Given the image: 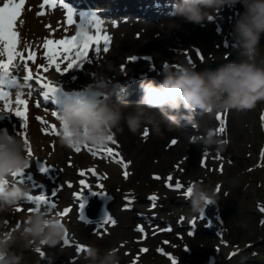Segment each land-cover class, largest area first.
<instances>
[{
	"label": "rangeland",
	"instance_id": "374dc122",
	"mask_svg": "<svg viewBox=\"0 0 264 264\" xmlns=\"http://www.w3.org/2000/svg\"><path fill=\"white\" fill-rule=\"evenodd\" d=\"M121 6L117 5V10L113 12V14H117L115 16V19L118 20L117 25L119 23L124 25L129 21L149 23V16L135 12L130 13V16H126L131 17L126 20L127 18L123 17L128 14L122 11ZM172 11L173 8L162 10V12H150L155 22L163 23L173 18L170 15ZM243 11L241 4L225 5L216 10V12L211 13L213 15L210 14L209 19L202 25L196 26V24L189 23L188 27H186L187 30H190L188 37L178 33L179 30L168 31L167 29H161V33H163V30H167V32L162 34L164 37L162 44L156 47H166L170 44L168 49H164L165 54L170 56H163L159 63L168 62L169 68L179 70L173 64L182 65L180 61L182 58L188 62L190 57H198L201 52L205 53V57L203 59L200 58V61L195 64L198 71L205 69L211 62H219L220 64L227 62L225 61L226 57L235 51L232 39L233 24ZM112 19L114 18L109 19V21ZM220 22L221 26L218 25ZM198 31L201 33L199 34ZM170 42L174 43L171 44ZM116 48V45L113 46V50L104 59L102 58L104 53H102V57L96 58L95 53L91 52L89 59L92 60V63L84 62L80 68L74 67L65 73L62 71L63 78L68 81L76 79L87 87L90 84L95 86L97 82L95 80L98 77H104L106 78L104 87L115 89L114 94L111 96L113 103L127 102L128 104H137L142 95L139 86L126 91L127 85L140 77H143V79L151 78L154 82L158 77L153 74L146 77L139 76V78L132 76L135 80L128 81V76L132 73L125 75V71L128 65L133 63L129 58L135 54L142 55L143 51L131 50L122 52L114 58ZM197 50L200 54H197ZM147 53L151 55L150 58L155 56L152 50H148ZM108 58L111 59L110 62ZM260 59H264V36H262L259 46L258 60ZM140 73L138 72L137 74L139 75ZM126 81L128 82L126 83ZM39 109L47 111L49 115L54 111L46 107ZM206 115L209 117L208 119H211V124H206L208 123ZM217 115L218 117L215 119ZM188 118H191V121L189 126H185L186 130L200 126H216L217 128L219 126L218 129L220 127L223 128V133L221 131L220 133L225 143L218 150L217 153L219 155L216 154V163L208 165L206 168L207 172L200 178L194 176L196 173L193 170L184 171L178 167L180 160L176 158L185 157L188 153L172 159H167L163 155L158 157L154 153L149 156L150 163L148 162V166L143 161L139 162L136 151L139 144L143 142L142 137L145 130L143 129L133 134L127 129L126 125H124L122 132L115 133L114 139L117 143L113 145L109 142L105 146H111L113 149H116L117 146L116 150L120 155L118 158L121 163H114L115 159L110 161L112 158L110 155H106L107 153L89 155V159L80 156V158L75 160L78 153H75L72 148L60 146L62 152H59L60 160L58 166L64 168L65 171L64 174L61 171L59 176H62L58 180L52 174L35 179L29 175L28 170L27 172L23 171L22 178L25 179L26 177L32 186H37V188L33 186L32 192L36 193L40 189L39 185H42L47 187L44 195L50 200L53 197H50L52 191L57 194L53 197L57 199L53 201L57 205L54 211H61L65 208L71 210L63 217L58 216L61 222L66 225V230L69 231L70 236L68 235L67 237L69 244L65 245L61 241L56 247H38L37 249L41 248V251H43L44 259L36 251L35 248L37 246L26 247L22 241H18L13 250L23 256V264H87V261L83 258L84 252L79 251L78 253L77 251L78 244L83 246L93 244L102 250L115 248L120 256V264H173V260L175 264H264V101H258L255 107L251 109H232L227 112L214 111L212 113L196 112L190 114ZM52 121H56V125L58 124V121L53 116ZM187 134L191 140H197L201 137L200 134L197 135V133L192 131ZM127 136L131 138L133 143L132 149H124L122 147V139ZM169 136L165 135L164 141L162 140L163 147L169 141L167 140ZM56 138L58 139V137ZM202 141L203 139L200 144L204 148L206 144ZM200 152L202 153V151ZM72 153L73 155H71ZM36 156L41 160L39 155ZM32 157L33 155L29 157L30 165L34 164ZM195 157H198L197 153ZM65 160H68V165ZM108 162L109 164L111 163V167L104 169L103 167ZM121 164L128 166L127 168L125 167L126 171L120 169ZM88 167L97 169V175L88 174ZM79 169H83L86 175L81 176ZM125 172H127V175H125ZM169 176L173 177L175 182L180 181L184 189H176L174 182L167 179ZM156 177H159V179ZM70 180L75 182L85 180V184L91 190L79 183L72 185ZM38 181L40 183H37ZM195 182H199L214 191V196L211 199L212 203H207L199 213H193L190 210L189 197L185 195L186 188ZM101 185L103 187H100ZM218 188L219 190L217 191ZM93 191L104 192L113 197L107 208L112 219L114 217V224L109 222V225H102V221H87L84 217L81 218V214L78 213L79 201L74 194L84 192L83 196L90 198ZM151 197L156 199L153 200ZM20 204H22L21 201ZM228 207L233 208V212L226 218H222L220 212ZM140 213L143 214L144 218H139ZM50 215L54 216V214ZM144 219L147 223H145ZM145 224L151 227L153 224L157 225L158 228L155 229L157 231L152 232L153 234L155 233L154 237H146L143 231L138 230L140 228L145 230L144 228H147ZM10 225L4 226V223H0L1 235L12 233ZM186 225L196 226L203 233L206 232L211 238H202L200 235L199 237L201 238H198L196 234L190 235L188 230H185L184 233L177 231L176 233L179 236H176L174 231L177 228L183 229L182 226ZM7 227L10 229L9 231ZM1 229L4 230L1 231ZM214 230L219 234L217 237L215 236L217 235L216 233L212 234ZM125 231L127 233H124ZM142 249H147V251H142Z\"/></svg>",
	"mask_w": 264,
	"mask_h": 264
},
{
	"label": "clouds",
	"instance_id": "9594fccd",
	"mask_svg": "<svg viewBox=\"0 0 264 264\" xmlns=\"http://www.w3.org/2000/svg\"><path fill=\"white\" fill-rule=\"evenodd\" d=\"M241 4L244 11L233 24L232 39L236 60H228L216 68L198 71L194 64L179 70L163 67L162 81L147 80L140 84L142 95L135 106L127 102L113 103L115 89L96 87L93 91L106 93L107 99L86 95L80 100L67 99L59 115V143L105 147L124 125L135 134L143 129L163 137L174 131L181 119L192 113H212L232 109H251L264 101V59L258 60L261 38L264 36V0H177L170 14L173 19L160 24L161 29L180 30L184 24L202 25L225 5ZM115 130V131H114ZM206 145L218 143L205 135ZM0 212L19 205L26 198V189L12 184V173L26 169L30 159L25 152L22 136L0 132ZM189 196L190 210L199 213L214 196V191L195 182ZM66 225L58 216L44 211L32 212L16 231L0 235V264H23V256L13 248L18 241L26 247H56L65 239ZM87 264H120L118 250L100 249L89 244L83 253Z\"/></svg>",
	"mask_w": 264,
	"mask_h": 264
},
{
	"label": "bare ground",
	"instance_id": "6f19581e",
	"mask_svg": "<svg viewBox=\"0 0 264 264\" xmlns=\"http://www.w3.org/2000/svg\"><path fill=\"white\" fill-rule=\"evenodd\" d=\"M64 1L66 2V4H65L66 7H68L70 5L77 6V5L83 4V3H88L87 6H89V7H95V8L97 7V6L93 5V3H95L94 0H64ZM43 2H44V0H26L24 11L22 12L21 17L17 21V31L20 34V44L18 45L17 50L22 52L25 56L28 55V50L35 52L37 63L35 65H33L32 62L29 61V67L32 68L34 73L38 72L41 77H46L45 82H47V80H51L53 82H56V85L59 88V91L56 94V96L58 97V100H61V98H65V97H72V99H74L75 96H74L73 92L75 91L77 93L78 91L83 90L85 88V86H83L81 83H79L76 79H73L70 81L64 79L62 76V71H63L62 68H61V73H57L55 71L54 65H48V62H46L44 55H43L44 51H46V50L43 49L42 45L46 39H62V38H65L67 36H70V34L71 35L75 34L78 26H83L85 28H89L90 24H87V23L90 21L85 20L84 18L81 19L79 15L76 16L74 13V16L72 17L74 23L69 24L68 23V13L65 12V6L61 7L57 4H55V6L45 5L44 7H40V5L43 4ZM116 2L118 5H122V7L124 8L123 11L127 12V14H128V15H125L123 18H126V16H130V13L135 12V13H142L143 15L149 16L150 17L149 20L151 22L150 21H149V23L145 22V24H144L142 22L137 23V22L129 21L127 24L121 25L119 23L117 25L116 24L117 21H112V23H109L107 19H104V21L101 22L102 26H103V30H104V32L107 33L108 36H110L111 40H110V44H109V51L104 53L103 55L101 54L103 56V57L102 56L101 57L103 59L105 57H107V55L113 50V46H115V45L117 46V48L114 51V52H116L113 56L114 58L122 52H129L131 50H134V51L135 50H137V51L142 50L143 51L142 55H139V54L134 55L140 59H137L136 61H133V63H131V65H128V67H127L128 72L126 70L125 75H127V74L129 75L130 73H132L131 75L128 76L129 77L128 79L132 78L133 80H131V81H134L135 79L132 76L139 78V76H142V75L144 77H146L148 75L153 74V75L158 77L155 82L157 84H159L163 79V76L161 74L162 68L164 66L169 67L168 62H161V63H159V62L163 56L169 55V54L168 55L165 54L164 49H168V46L170 44L167 45L166 47H163V46L161 48H158L160 46L156 47L157 45L162 44L163 39H164L162 34H165L167 32V30H165V31L163 30V33H161V31H160L161 30V27H160L161 23H157L154 21L155 19L151 17V12H157V11L162 12V10L172 9L173 4L175 2H177V0H117ZM0 3H2V0H0ZM104 10L106 11V9H104ZM97 11H99V10L97 9ZM208 11L210 13L216 12V11H212V10H208ZM38 13H40V14H38ZM211 15H213V14H211ZM115 16H117V15H115ZM130 18L131 17H127L126 20H129ZM120 20H122V19H120ZM99 21H100V19H99ZM164 22H166V21H164ZM91 23L94 24L95 21L92 20ZM188 24L189 23L184 24L183 27L178 32V33L182 34L184 37H188V34L190 33V30H187V28H186V27H188L187 26ZM193 25H195V24H193ZM218 25L221 26V22H220V24L218 23ZM90 31L94 32L95 30L90 29ZM178 33H176V34H178ZM198 33L200 34L201 32L198 31ZM170 43L172 44L174 42H170ZM101 47H103V45H101ZM147 49L149 51L152 50L155 54V56L153 58H151V60L150 59H142L144 57H149L148 55H150V54L147 53V51H148ZM203 53L204 52H201V54L198 57L196 56L195 58L190 57V59L193 61L194 64H197L200 61L201 57H205V53L204 54ZM89 54H91V52ZM186 55H187V53H186ZM150 57H151V55H150ZM110 58H108L109 62L111 60ZM17 60L19 61V58H17ZM174 60H176V59H174ZM180 61L182 62V65L178 63L179 65L173 64V66L175 68H177L179 66L183 67V66L189 64L187 61H184V58H182V60H180ZM58 62H60V61H58ZM156 63H158V64H156ZM44 66L48 67L47 73H45L43 70ZM16 72L19 73V72H24V71L22 70V68H18ZM138 72H141V73L138 75L137 74ZM101 78H102L103 82H104V80H106V78H104V77H101ZM142 79H143V77H140L138 80L127 85L126 91L130 88H135L137 86H139V88H140V84L142 82H145L147 80H151V78H144L143 80ZM96 81L97 80H95V82ZM66 82H68V83H66ZM136 83H138V84H136ZM33 86H34V84H33ZM33 88H34V91L36 89L40 90L39 87H33ZM95 88H96V85L92 86V88L90 90H94ZM41 90L43 91V89H41ZM26 91H27V88H26ZM126 91H125V93H127ZM129 105L135 106L136 103L135 104H129ZM27 116H28L27 127L23 128V127H20V125L22 124V120L20 118L16 117L14 114H12L10 112L0 111V126H1L0 132L6 131L7 133H9L11 135H16L17 132H24L27 135V138H28L29 143H30L31 148H32V152H33L32 160L38 161L37 164H35V162H34L33 165H30L27 169H24V171L27 172V170H28L29 175L35 179H37V178L39 179L45 175L52 174L55 176L56 180H58L59 177L62 176V175L59 176V174H61V171L63 172V174L65 171L64 168H61L60 166H58V163L60 160L59 159V157H60L59 152H62V149L60 146H62V145L59 143V140L56 138L55 135L47 134L49 132L48 126L53 125V124L56 125V121H52V116H50L49 114H46V111H42L39 108H37L33 102L30 103V105H28ZM37 117L41 118L40 121H39V119L37 121ZM206 118L208 120V123H206V124H211L212 123L211 119H208L209 117L207 115H206ZM199 119L201 120V118H199ZM41 120L46 121V123H42ZM190 121H191V118L181 119L179 126L172 132L165 131L163 137L157 136L154 133H152L150 129H147L149 134L147 137H145L142 134L144 137V138L142 137L143 142H142V144H139L138 150L136 151V156L139 157V159H138L139 162L143 161L145 163V165L148 166L150 163L149 162V156H151V154H154V153H156L158 155V157L163 155L167 159H170V158L172 159V158H175L178 156H182L181 154L184 155L185 153H188V155L186 154L187 156H185V157L176 158L177 160L178 159L180 160L178 162L179 166L178 165L177 166L184 171L193 170L196 173L194 176H196L198 178L203 177V175L207 172L206 168L208 167V165L216 163V158H217L216 154H218L217 153L218 150L223 146L225 141H223V139L221 138L222 134L220 133V129H218L219 126H218V128L216 126L215 127L214 126L213 127H211V126L210 127H201L200 126V127H195V128H189L188 130H186L185 128L190 125L189 124ZM189 131L197 133V135L200 134L201 137L198 138L197 140H191V139H189V135L187 134ZM165 135H170L167 139L169 141L166 143V145H168V146L165 145V147H167L166 149H165V147H163L164 145H162V140L164 141ZM205 135L213 136L218 143H214V144H210V145H206V146L204 145V148H202V146H201L202 144H200L201 143L200 141L205 137ZM171 136H173V137L171 138ZM172 140H175L177 144L176 143H175L176 145L172 144L171 143ZM121 143H122V147H124V149H132L133 143H132L131 138L129 136L122 139ZM116 149H117V146H116ZM201 149H203V150H201ZM73 151H71V152H73ZM83 151H84V146H81V151H80L81 153L75 151V153H78L77 155L74 154V155H76L75 160L80 158V156L84 157L85 159L90 158L89 154H86ZM200 151H202V153ZM196 153L198 155L197 158L195 157ZM36 155H39L41 157V160L38 159ZM71 155H73V153ZM125 157H126V155H125ZM68 159H71V158H68ZM113 159H115V157L114 158L112 157V160H110V161H113ZM71 160H73V159H71ZM86 161H88V160H86ZM66 162H67L66 164L68 165V160ZM109 162L107 165H105L103 167L104 169H108L111 167V163L109 164ZM124 163H126V162H124ZM219 163H221V162H219ZM42 164L49 167L47 172H41L40 171ZM57 168H58V173H57ZM79 170H83V169H79ZM97 171L98 170L96 169L95 172H97ZM179 172H181V171H179ZM22 175L19 178H17L18 183L22 187H24L27 192H30V194L32 196H38L41 194H43V195L46 194L47 187H43L42 185H39L40 189L37 190L36 193L32 192L31 190L34 189L33 188L34 185L32 186L31 183L27 181L26 177H25V179H23ZM68 178H70V177H68ZM202 179H204V178H202ZM70 181L72 182V185L79 183V182H75L74 180H70ZM178 182H180V181H178ZM37 183H40V182L38 181ZM185 186H187V185H185ZM34 187L37 188L36 185ZM83 197L87 198L85 195ZM125 202H126V198H125ZM34 206L35 205L31 204V203H29L28 206H22V204H20L19 206H16L15 208H13V210L9 209L7 211L0 212V223L7 221L6 226H8L10 224L14 225V226L10 225V227H12L10 229L12 230V232H14L17 229L16 225L17 224L22 225L24 223V218L27 215L31 214V213H28L27 209L34 207ZM156 212H158V211H156ZM151 217H152V215H151ZM113 219H114V217H113ZM259 220H257V221H259ZM145 223H147V221H145ZM130 224H132V223H130ZM108 225H109V223H108ZM145 227H147V228H144L145 230H143V233L146 234V237H148V236L154 237L155 233L153 234L152 232L157 231V230H155L158 228L157 225L153 224V226L151 227L148 224H145ZM182 227H183V229L177 228L175 231L173 230L174 233L176 234V236H179L176 233L177 231L178 232L182 231V233H184L185 230H188L189 226L186 225V226H182ZM1 228H3V227H1ZM10 229L8 228V231ZM3 230L1 229V231H3ZM124 233H127V231H125ZM215 233L217 234V235H215L217 237L219 234L214 230V233H212V234H215ZM1 234L2 233H0V235ZM195 234H196V237L198 236V238H201V237L206 238V239L211 238V237H209V235L206 234V232L203 233V231H201V229H199V228L194 229V235ZM68 235H69V231L67 232V237H68ZM120 235H123V234H120ZM199 235L201 237H199ZM94 236H96V235H94ZM102 236H103V234H102ZM97 237H99V236L97 235ZM19 242H21V241H19ZM37 248L38 247H36L35 249H37ZM41 248L39 249L40 251H41ZM78 253H79V251H78ZM248 254H249V252H248ZM64 261H65V259H64Z\"/></svg>",
	"mask_w": 264,
	"mask_h": 264
},
{
	"label": "snow or ice",
	"instance_id": "6c2138e0",
	"mask_svg": "<svg viewBox=\"0 0 264 264\" xmlns=\"http://www.w3.org/2000/svg\"><path fill=\"white\" fill-rule=\"evenodd\" d=\"M26 4V0H2L0 3V102H3L2 107H0V111L10 112L14 114L16 117L22 120V124L20 127L26 128L27 121H28V99L23 98L25 93L23 90L17 91L14 100L13 97L10 96V93L6 91L2 85L5 83H17V77L13 76V70L22 68L26 75L21 76V72L19 76L23 83H21L22 88H27V96L31 97L34 92L33 88V81L35 84L40 88L43 89L42 92H39V95L42 97V101L37 104V107L45 106L44 102L49 100L50 97H55L59 88L56 85V82L51 80H47L45 82L46 77H41L40 74L34 73L32 68L29 67V61L32 62L33 65L37 63L36 54L35 52L28 50V55L25 56L22 52L18 51V45L20 44V34L17 31V21L21 17L22 12L24 11ZM56 0H44L43 4L40 7H44L45 5L55 6ZM40 14V13H38ZM74 16V12L71 10L68 12V23H74L72 17ZM211 19V18H210ZM90 29H94L95 31H90ZM110 36L107 35L106 32L103 30L102 23L99 20H96L95 23L92 25L91 28H85L83 26H78L75 32V35H70L62 39H46L42 45L44 51L43 55L46 58L48 65H54L55 71L57 73H61V63L63 61H67V66L63 69V72H68L69 70L73 69L74 67L80 68L83 66L84 62L92 63V60L89 59L90 50L95 53L96 58H99L103 53L109 51V44H110ZM103 45V47H101ZM198 52V50H197ZM17 58H19L20 62H17ZM140 59L136 56L130 57V61H136ZM142 59H151L150 57H144ZM203 59V57H201ZM60 61V62H58ZM188 63L193 64V61L189 59ZM44 72H48V67L44 66ZM104 82L102 78L98 77L96 82V87H104ZM94 95L100 96L102 99H107L106 93L95 92ZM13 103L16 105L15 108L12 107ZM52 116L55 117L57 121H59V115L57 111H52ZM37 119H41L37 117ZM42 123H46V121L41 120ZM50 128V132L47 134H53L59 137L60 135V127L59 130L55 124L48 126ZM220 131H223V128H220ZM149 134L148 130L145 129L144 136L147 137ZM17 136H22L25 141V152L26 154L31 157L33 155L31 145L27 138V135L24 132H17ZM109 141L115 145L117 142L114 137H109ZM172 144H175L176 141L172 140ZM85 148L88 145H83ZM2 147V146H0ZM104 147H99L97 149H103ZM72 149L76 152L81 151V146L73 145ZM92 151V149H89ZM108 153H112L113 149L109 147L107 149ZM93 155L96 153L93 152ZM118 155V154H117ZM118 163L120 161H117ZM28 165L26 169L29 167ZM127 167V165H125ZM48 166L44 164L41 165L40 171L47 172ZM24 170H20L18 172L12 173L11 183L12 184H19L18 179ZM93 176H96L97 173L92 171L91 173ZM81 176L84 175L83 172L80 173ZM127 175V172H125ZM159 179V177H156ZM169 181H173V177L169 176L167 178ZM174 182V187L176 189H182L184 186L180 182ZM80 183L84 185L85 188H89L87 184H85L84 180H81ZM71 187V185H69ZM100 187H103L102 185ZM2 188V185H0ZM89 190H91L89 188ZM219 188L217 189V191ZM84 193V192H83ZM83 193L74 194L76 199L79 201V209L81 213V218H83L82 210L84 207L83 202ZM93 194H103V192H94ZM191 188L188 186L186 188L185 195L190 196ZM57 194L54 192L52 196L55 197ZM26 199L29 201H35V206L27 209L30 213L37 212V211H44L47 214H54V216L63 217L70 212L69 208H65L62 211H54L57 208L55 202L50 200L47 196L41 194L38 196L29 195L26 191ZM151 199H156L155 197H151ZM208 203H212L211 200ZM19 210V209H18ZM109 222L115 223L111 216L106 215L104 220L102 221V225L108 224ZM4 225H7V221L3 222ZM20 225L17 224L16 227L18 228ZM139 231H143L142 228L138 229ZM65 245L69 244V239L67 238V231L65 235V239L63 240ZM37 252H40L39 249H36ZM77 251L85 252L86 246L77 245ZM142 251H147V249H142ZM43 255V253H41ZM173 264L175 261L173 260Z\"/></svg>",
	"mask_w": 264,
	"mask_h": 264
},
{
	"label": "water",
	"instance_id": "95a60500",
	"mask_svg": "<svg viewBox=\"0 0 264 264\" xmlns=\"http://www.w3.org/2000/svg\"><path fill=\"white\" fill-rule=\"evenodd\" d=\"M238 54L236 51L231 53L226 60H236ZM220 63L212 62L208 65L207 68H216ZM113 199L112 196L103 194H94L91 197V200L86 208V218L88 220H100L105 218L106 215L110 216L109 211L107 210V204ZM233 212V208H224L221 212V216L226 218L229 214Z\"/></svg>",
	"mask_w": 264,
	"mask_h": 264
}]
</instances>
